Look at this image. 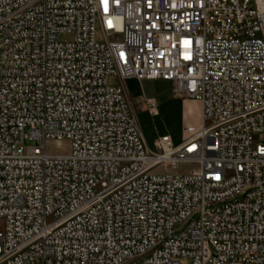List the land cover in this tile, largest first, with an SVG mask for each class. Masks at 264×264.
Here are the masks:
<instances>
[{
  "label": "built area",
  "instance_id": "built-area-1",
  "mask_svg": "<svg viewBox=\"0 0 264 264\" xmlns=\"http://www.w3.org/2000/svg\"><path fill=\"white\" fill-rule=\"evenodd\" d=\"M130 78L200 122L150 148ZM0 218V264H264V0H0Z\"/></svg>",
  "mask_w": 264,
  "mask_h": 264
},
{
  "label": "rangeland",
  "instance_id": "rangeland-1",
  "mask_svg": "<svg viewBox=\"0 0 264 264\" xmlns=\"http://www.w3.org/2000/svg\"><path fill=\"white\" fill-rule=\"evenodd\" d=\"M96 38L102 40L103 36L99 27L96 28ZM110 82L117 83L115 76L110 77ZM126 91L131 99L142 96L144 93L154 94L159 102L158 116L151 115L146 111L137 109L136 116L145 140L150 148H153V140L163 133H170L174 139L183 135V128L192 123L200 121V104L198 101L189 98L174 97L167 83L160 81L145 82L141 80H129L124 82ZM143 97V96H142ZM137 106V102L135 101ZM47 148L52 152L65 153L69 150V142H49ZM181 166L180 169H183ZM3 219L0 218V228ZM38 264V263H37Z\"/></svg>",
  "mask_w": 264,
  "mask_h": 264
},
{
  "label": "crops",
  "instance_id": "crops-1",
  "mask_svg": "<svg viewBox=\"0 0 264 264\" xmlns=\"http://www.w3.org/2000/svg\"><path fill=\"white\" fill-rule=\"evenodd\" d=\"M129 80H135V79H134V78H130V79H126L125 81L127 82V81H129ZM153 81H160V82H163V83H167V84L169 85V87H170V82H169V81H167V80H161V79H156V80H141V83H142V85H145V82H153ZM170 89H171V87H170ZM127 95H128V93H127ZM142 96L145 97V98H147V97H154V98L156 99V97H155L154 94L144 93ZM142 96H139V97H136V98H134V99H131L130 96L128 95V98L130 99V101H131V103H132V107H133V109H134L135 111H136L137 109L142 110V111H146V110H144V109H141V108L138 106V104H137V106L135 105V104H136L135 101L142 99V98H143ZM157 102H158V101H157ZM146 112H148V111H146ZM158 112H159V113H158L156 116H158V115L160 114V111H159V102H158ZM199 122H200V121H199ZM199 122L192 123V124L196 125V124H198ZM163 134H169V135L172 137V135H171L170 133H168V132L163 133ZM160 135H162V134H160ZM181 137H182V136H181ZM181 137H176V139H174V137H172V139H173L174 141L177 142V141H180V140H181Z\"/></svg>",
  "mask_w": 264,
  "mask_h": 264
}]
</instances>
